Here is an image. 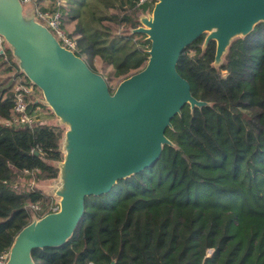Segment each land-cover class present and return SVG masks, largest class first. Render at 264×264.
I'll use <instances>...</instances> for the list:
<instances>
[{"label": "trees", "instance_id": "trees-1", "mask_svg": "<svg viewBox=\"0 0 264 264\" xmlns=\"http://www.w3.org/2000/svg\"><path fill=\"white\" fill-rule=\"evenodd\" d=\"M152 4L65 0L59 10L65 30L73 23L66 32L75 39L74 55L95 74L94 60L110 68L109 76L121 82L146 63L149 42L137 41L143 35L131 31ZM113 25L122 32L114 33ZM202 43L200 36L180 54L176 73L191 97L207 106L184 105L164 131L171 146L162 147L158 160L117 181L106 195L85 198L72 236L60 248L32 251L33 264H264V23L231 41L216 68L214 43ZM4 51L1 65L17 71ZM15 76L29 84L18 71ZM5 94L0 92V256L33 216L54 206L36 187L21 190L17 180H54L53 164L63 156L58 126L45 120L3 125L12 106L11 91ZM28 106L29 112L39 109L35 97Z\"/></svg>", "mask_w": 264, "mask_h": 264}, {"label": "water", "instance_id": "water-1", "mask_svg": "<svg viewBox=\"0 0 264 264\" xmlns=\"http://www.w3.org/2000/svg\"><path fill=\"white\" fill-rule=\"evenodd\" d=\"M138 22L131 34L149 42L146 63L109 91L100 75L34 21L30 9L22 11L19 0H0V37L57 125L67 128L57 186L49 195L58 210L31 218L15 235L5 264H33L32 251L62 247L82 217L85 198L106 195L117 181L158 160L162 147L171 146L164 136L170 120L184 105L207 106L191 97L176 73L180 54L206 34L202 48L214 43L212 66L218 67L231 41L264 23V0H157Z\"/></svg>", "mask_w": 264, "mask_h": 264}, {"label": "built area", "instance_id": "built-area-1", "mask_svg": "<svg viewBox=\"0 0 264 264\" xmlns=\"http://www.w3.org/2000/svg\"><path fill=\"white\" fill-rule=\"evenodd\" d=\"M19 2L22 8H28L33 12L34 21L46 28L60 47L74 54L76 51L75 39L70 37L63 28L62 16L59 10L63 0H54V6L48 5L49 3L45 4L44 0H19ZM5 47L6 44L0 37V58L2 61H5ZM35 92L38 93L39 91L30 83L23 84L20 78L12 77V106L9 119L3 122L4 126L30 127L34 123L32 113L28 110V105L31 103L32 98L35 97ZM31 208L33 210L38 209L36 205H31ZM48 210L49 213H54L58 210L56 199L54 206H50ZM6 259L7 254L1 255L0 264H5Z\"/></svg>", "mask_w": 264, "mask_h": 264}, {"label": "rangeland", "instance_id": "rangeland-1", "mask_svg": "<svg viewBox=\"0 0 264 264\" xmlns=\"http://www.w3.org/2000/svg\"><path fill=\"white\" fill-rule=\"evenodd\" d=\"M147 1H151V3L157 2V0H147ZM142 2H144V1L140 2V0H139V3H142ZM44 3L45 4L49 3L48 5L54 6V0H44ZM153 5L154 4H152L150 6L151 9H152ZM62 7H65V0H63V3L60 6V8H62ZM151 9L149 11L145 12L144 14H141V15L139 14L138 15V19L141 18V17L148 18L151 15ZM24 10H26L25 7H23V11ZM139 26H141L140 23H139ZM65 28H66L67 32H71L72 28H73V23L71 22V23L66 24ZM113 30H114V33H118L119 34V33L122 32L121 31L122 27L113 25ZM205 35L206 34L202 35L203 36V40H204ZM137 41H139V42L146 41L145 36H144V38H143V36L138 38ZM94 61H95L94 62L95 70L98 72L97 74L100 75L102 78H106L108 80L107 86L110 87L111 90H113L117 86L119 81L117 79L111 78L109 76L111 74V72H112L110 68L102 66L96 60H94ZM17 71H18V69H17ZM17 71H15V69L12 67L11 73H10V72H8L7 68L3 67L1 65V63H0V92L2 90H4V92H6L5 96L10 94V91H11V79H12V77H16L15 74L17 73ZM35 98H36V101L39 103V109L37 108L35 111L33 110V112L31 110L34 122L45 120V121H48L49 123H52L53 117L48 113V111L50 112V110L48 109L47 106L44 105V100L42 98L41 93L38 92L37 95L35 96ZM57 126L62 130L61 140H60V144L59 145H60V149H61V152H62V155H63L62 139H63L64 132L66 131L67 128L64 125H60V124H58ZM53 165H55V167H57V164H53ZM57 181H58V173H57V177L54 180H51V181L39 182V181L33 180L32 176H31L29 178L21 177V178H19L17 180V183L16 182L15 183L18 184V186H19V188L21 190H28V189H32V188L36 187V188L40 189L43 193H45L47 195H50L49 185H51L52 187L53 186L56 187L57 186ZM50 199L52 200L53 204H54L55 199L57 200V198H55L54 196H50Z\"/></svg>", "mask_w": 264, "mask_h": 264}, {"label": "crops", "instance_id": "crops-1", "mask_svg": "<svg viewBox=\"0 0 264 264\" xmlns=\"http://www.w3.org/2000/svg\"><path fill=\"white\" fill-rule=\"evenodd\" d=\"M28 8H26V10H27ZM22 11H23V8H22ZM53 117V121H52V123L51 124H53V125H56L57 126V121H56V119H55V117L54 116H52ZM51 185H49V189H51ZM45 194V193H44ZM47 195V194H46ZM47 196H49V195H47Z\"/></svg>", "mask_w": 264, "mask_h": 264}]
</instances>
